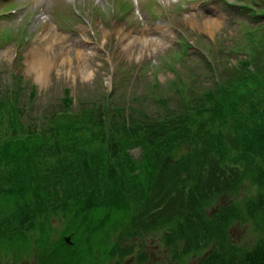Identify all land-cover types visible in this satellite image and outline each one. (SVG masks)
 Segmentation results:
<instances>
[{
    "label": "trees",
    "instance_id": "obj_1",
    "mask_svg": "<svg viewBox=\"0 0 264 264\" xmlns=\"http://www.w3.org/2000/svg\"><path fill=\"white\" fill-rule=\"evenodd\" d=\"M261 1L259 10L243 6L264 16ZM242 31L231 53L245 56L228 77L202 91L179 77L175 105L162 112L59 107L24 136L0 135V249L54 244L49 257L66 264H81L83 252L103 264L134 251L124 241L165 230L162 243L180 264H264V20ZM4 97L0 111L12 106ZM247 181L254 194L241 197ZM248 222L254 237L235 241L232 227ZM149 260L141 251L117 264Z\"/></svg>",
    "mask_w": 264,
    "mask_h": 264
},
{
    "label": "rangeland",
    "instance_id": "obj_2",
    "mask_svg": "<svg viewBox=\"0 0 264 264\" xmlns=\"http://www.w3.org/2000/svg\"><path fill=\"white\" fill-rule=\"evenodd\" d=\"M116 1L48 0L46 11L41 13L37 9L38 0H19L14 1L13 6L21 4L24 10L0 17V37L5 30L13 34L10 41H3L0 46V95L14 81L27 84L18 93L22 92V117L26 122H36L47 111H55L66 89L75 99V108L84 104L92 106L93 101L101 102L107 93H112L116 104L126 107V113L134 106L150 115L156 114L166 106L175 105L176 88H181L179 77L198 89L213 88L214 82L220 81L219 68L210 70L208 64H220L225 73L230 63L244 57L242 53L230 52L244 38L240 22L248 20L239 9L226 5L236 0H139V7L136 8L133 2L128 11L120 8L130 6L129 1L134 0ZM7 6L0 2V12L8 9ZM208 17L215 20L211 28ZM24 25L27 36L22 40ZM41 29L43 36L36 38ZM47 33L53 36L50 42L60 48L57 51L49 49L52 62L43 82L37 80L34 71H29L28 57L35 48L48 44L44 38ZM183 37L192 45L191 54L183 61H173L177 59V53L183 51ZM146 43H150L151 54L146 52ZM217 43H220L219 48ZM222 46L226 47V53H222ZM33 90L36 96L30 102ZM131 155L139 158L141 150L135 148ZM249 183H245L241 197L254 194ZM2 216L0 213V219ZM53 225L58 230L64 228L63 221L59 222L57 218ZM164 232L156 230L142 239L124 241L127 246L134 244V251L124 257L117 253L116 258L103 260V264H117L120 259L121 262L133 261L141 251L150 255L145 264H180L172 260L162 243ZM232 234L240 243L254 237L249 222L232 227ZM53 246L45 244L36 253L18 256L15 252L9 255L1 252L0 264H66L64 257H49L48 252ZM88 256L82 253L81 264H93ZM198 259L192 257L188 264H196Z\"/></svg>",
    "mask_w": 264,
    "mask_h": 264
},
{
    "label": "bare ground",
    "instance_id": "obj_3",
    "mask_svg": "<svg viewBox=\"0 0 264 264\" xmlns=\"http://www.w3.org/2000/svg\"><path fill=\"white\" fill-rule=\"evenodd\" d=\"M196 21V19H194ZM191 20V23L194 22ZM208 17L207 23L211 28L215 24V20ZM217 22V21H216ZM218 23V22H217ZM49 33L45 34L44 38L48 44L44 45L43 47H37L33 50L32 54L28 57V65L29 71L32 70L35 72L37 80L45 81L48 73L49 66L52 62L51 54L49 49L57 51L60 48L59 45L55 43H51L50 40L53 36H49ZM48 37V38H47Z\"/></svg>",
    "mask_w": 264,
    "mask_h": 264
}]
</instances>
